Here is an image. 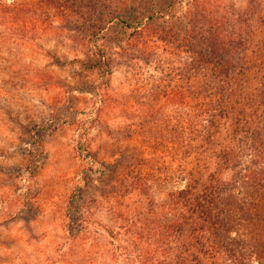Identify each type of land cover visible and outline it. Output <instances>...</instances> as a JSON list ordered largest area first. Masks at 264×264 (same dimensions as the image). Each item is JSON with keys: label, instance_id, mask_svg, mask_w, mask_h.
Instances as JSON below:
<instances>
[{"label": "rangeland", "instance_id": "obj_1", "mask_svg": "<svg viewBox=\"0 0 264 264\" xmlns=\"http://www.w3.org/2000/svg\"><path fill=\"white\" fill-rule=\"evenodd\" d=\"M149 1L72 0L66 19L33 34L8 29L0 19V264H116L119 244L135 251L119 264H181L180 242L173 244L179 258L166 260L163 252L151 253L149 240L135 237L141 219L133 218L132 233L122 231V239H114L107 227L126 224L121 203L137 208L148 194L136 189L115 200L107 191L109 184L122 189L109 179L123 168L130 170L129 180L178 176L179 101L175 95L169 99L193 82L187 68L192 48L178 36L177 21L151 25L140 46L80 33L100 24L102 13L114 18ZM196 1L181 12H192ZM200 2L198 11L209 15L205 21L212 12L232 22L240 14L235 32L247 40L240 62L255 84L263 81L264 0ZM103 43L113 59L108 85L88 64ZM149 187L161 211L163 182Z\"/></svg>", "mask_w": 264, "mask_h": 264}, {"label": "trees", "instance_id": "obj_2", "mask_svg": "<svg viewBox=\"0 0 264 264\" xmlns=\"http://www.w3.org/2000/svg\"><path fill=\"white\" fill-rule=\"evenodd\" d=\"M190 1L196 0H151L139 8L128 6L114 18L102 13L100 24L92 23L80 32L89 39L102 36L117 45L125 41L127 46H140L146 40L143 32L151 25L177 21L178 36L189 43L194 55L187 65L194 73L192 84L181 85L169 99L175 95L179 101L178 176L169 172L163 178L152 175L129 180L126 168L113 175L109 181L121 184L122 189L109 184L108 196L125 198L138 189L148 194V200L133 209L123 201L118 211L126 224L107 230L121 240L122 231L132 233L133 218L141 219L143 227L133 234L149 240L151 253L163 252L166 260L172 256L180 257L181 264L189 260L193 264H264V80L255 84L256 78L240 62L247 50V40L235 32L240 14L232 22L212 12L205 21L209 15L203 17L198 11L200 0L192 5V12H181ZM71 2L0 0V19L7 20L8 29L33 34L54 20L66 19ZM225 25L228 29L220 30ZM109 31L114 35L109 36ZM105 47L107 43L99 44V56L88 64L99 70L101 83L108 85L113 59L107 57ZM161 48L151 53L157 54ZM110 53L117 51L111 49ZM169 139L173 141L172 136ZM171 150L172 145L167 153ZM159 179L165 195L161 211L149 187ZM176 242L181 244L179 257L174 254ZM117 248L116 264L129 261L135 252L130 245Z\"/></svg>", "mask_w": 264, "mask_h": 264}]
</instances>
